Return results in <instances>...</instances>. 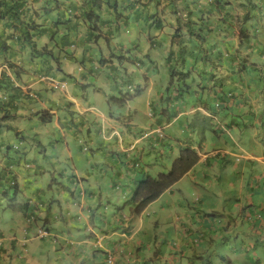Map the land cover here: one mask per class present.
<instances>
[{
	"label": "crops",
	"instance_id": "1",
	"mask_svg": "<svg viewBox=\"0 0 264 264\" xmlns=\"http://www.w3.org/2000/svg\"><path fill=\"white\" fill-rule=\"evenodd\" d=\"M159 17L164 23V27L158 30L159 33L153 29H150L148 33L136 27L131 29L133 26H125L120 22L118 23L120 35H108V42L88 40L86 30L82 28L81 33L77 35L76 41L72 44L73 46L69 48L74 54V61L60 59V62L57 63L53 60L56 67L52 62H47L48 66L38 65L34 59L29 58L31 57L30 51L28 49L22 50L21 47H17L15 51L6 52L7 56H11L12 62H14L13 67H8L4 61L0 60V78L3 75L8 76L13 87H17L16 90L8 89L7 92L17 95L20 93L22 99L33 98L32 93H35L33 89L40 88V83H43L45 90H54L48 86V79L63 82L65 87L64 89L60 88V90L64 91V97L67 99V112L72 115L76 113L81 115L78 120L82 121V125L84 122H91L93 127L97 128V132L99 129L103 133L107 132L104 138L109 145L112 162L106 164L97 160L95 163L86 164H92V168L98 166V169H94L93 174L84 167L80 169L72 164L71 173L74 176L72 178L67 174L65 179L68 181L69 187L62 185L54 178L53 183L59 184L61 190L56 196L45 195L43 189H37L35 193H32L33 196L27 199V202L17 201L16 194L19 191L17 179L20 174L14 172L16 186L14 187L15 200L12 204L13 217H19V212L24 218L22 232L26 242L28 234L31 232L34 237L40 226L46 229L48 233L52 232L53 229L50 238L52 243L55 246L60 244L62 253H69L61 262L54 264H111L109 260L107 261L109 257L113 259L112 264H138L139 261H145L144 264H198L197 261L201 260L203 256L207 257L208 255L209 258L212 255L211 251H217L216 257L218 259L211 262L212 264H222L220 260L223 261V259L226 260V264H264V134L259 130L263 122L261 117L264 116V56L258 54L260 53L258 48L248 51L243 47L241 48L236 36H228L223 39V42H221V38L216 39L217 45L221 46L223 55V62L218 60V64H223L224 67L213 72L219 75L218 79H220L219 77L221 79L216 81L215 85L212 84L213 82H208V89L201 90L200 88L194 97L187 99L166 98L165 96L171 97L172 95L169 91L167 95L156 91V97L159 101L166 99V103L162 104L160 108H157L151 95L152 92L154 93L153 86L155 85V81L151 78L153 74L151 75L149 72V78H147L146 74L143 73L145 67L138 68L139 75L134 79L140 84L145 82L144 87H140L142 90L138 95L141 96V92L145 91L149 85V98H146V102L150 109L146 107L149 112L145 115L146 119L149 117V121L142 123V125H138L134 120L119 121L115 124L114 119L107 118L105 114L93 110L91 106H85L84 102L79 99V95H83V93L78 89L73 92L65 91V79L57 78V74L53 73V69H55L57 73L62 72L63 77L73 78V66L80 65L78 74H81V70H85V72L82 74V78L78 76L73 83L76 87H83L82 91H85L87 89L85 88L87 86L85 79L88 77L86 74L95 75L96 79L99 80V73L105 68L118 70L115 61L118 56L124 57L125 62L133 61L144 66L147 62L144 51L147 50L151 65L159 57L165 61V57L172 48L173 27L171 23L174 16L168 10H163L161 5L159 6ZM260 23L262 27H258L257 36L261 43L264 38V19ZM3 30L4 25L0 23V31ZM8 31L5 30L6 33ZM153 36L155 38H153L152 46L153 39L150 41L149 37ZM156 40L160 43L157 44ZM38 41L46 43L48 39L42 37ZM128 45L134 46L128 48ZM127 48L128 51L134 49L131 55H137L140 52V59L125 56L124 50ZM237 48H239L241 55L247 52L250 55V60L257 62L260 73L256 77H249L252 73L250 71H238L234 65L236 61L233 62V65L229 64L227 58H230ZM238 55L240 54L236 56ZM27 59L29 60L26 62ZM261 64L263 67H260ZM79 79L83 83L79 82ZM114 79L115 76L110 78L106 75V83L113 85L116 93L122 91L120 85L121 88L126 87L127 91L129 87H132L133 92L134 89L139 88V86L134 85V79L132 80L125 72H122L116 80L120 85L114 83ZM196 84L197 82L194 83V85ZM99 85V82L98 85L95 84L96 90L102 88ZM230 92L232 95L229 94ZM122 93L123 91L120 92V95ZM4 97L7 96L0 93V98L3 99ZM22 99L18 100L15 117L0 121L1 166L11 163H6L3 160L4 156L7 160L9 158V151L7 150L9 145L3 142V138L11 134L8 130L13 128L18 138L24 130L21 125H12L11 120L21 117V119L39 117V112L42 109L49 110L47 112L50 116L56 112L54 108L46 106V104L52 103V100L40 102V109H35L24 106ZM127 99L125 98V103H127ZM193 104H195L194 107H191L190 105ZM121 105L123 104L121 103ZM91 110H93L95 118L101 119L100 122H97V119L93 120L94 117H90L92 119L90 122L85 121L83 116ZM10 113L13 114V111ZM109 117L115 116L110 115ZM133 117L137 116L134 115ZM246 117L253 118L252 128L245 123ZM192 118H194L193 122ZM75 119L77 118L71 117V121L69 122V119L67 122L73 123L74 127ZM50 120L53 119L50 118ZM187 120L190 122L187 123ZM239 122H242V129L237 128ZM247 127L250 130H245ZM214 128L224 132L221 141H217L219 136ZM233 130H238V134L235 133L236 136L233 134ZM210 131L211 133L208 135ZM198 136L203 137L197 146ZM160 140L162 149L157 150L155 145ZM184 147L194 149L199 160L185 176L151 203L160 202L163 198L171 203L165 206L160 217H155L156 220L170 222L171 229H169L167 237H152L151 230H149L152 224L144 219L143 213L146 209L141 214H134L130 204L122 203V201L124 202L123 196L130 195L132 187L138 179L149 174V166L141 164V153H147L149 150V157L154 162L163 164L161 161L166 156H170L172 160ZM5 148L6 152H4ZM99 149L100 146H97V151ZM97 151L91 149L92 158L95 157ZM133 151L138 154L137 157L132 154ZM159 152L163 153L164 157L157 161L156 154ZM67 154L70 155V149L67 150ZM23 156L24 160L27 161L26 152L23 153ZM236 158H239L242 164L236 163L239 161H236ZM139 159V166H136L135 164L138 163ZM250 164L252 166H249ZM26 166L30 167L29 164ZM219 166L227 174L237 176L235 179L237 180V191L242 193L245 187L247 192L251 189V194L247 196L248 198L246 197L247 201L254 203L257 200L260 203L258 213L255 216L256 221L246 224L247 221L243 220L241 223L239 219L244 212L243 209L239 208L235 212L220 213V217H218L220 222H217V219L215 221L213 214L204 213L201 215L200 213L199 216L197 208L213 205L209 188L213 183V177H216L214 172ZM161 167L167 169V164ZM53 169L54 171L58 169L56 164ZM152 171L157 173L156 170L152 169ZM249 172H254L257 178H252V182L243 188L245 174H249ZM58 174L62 177L63 172ZM248 179L250 178L248 177ZM254 182L256 183L254 184ZM183 183L185 185H182ZM121 186L126 187L118 193L119 205L113 204L111 208H108L112 203L110 201H107V205H103L102 200L108 199L109 189L118 190ZM66 191L70 192L71 195L64 194ZM256 194L259 195L258 199L255 198ZM7 195V192L0 193V196L7 197ZM55 205L57 206L55 207ZM161 207L163 208V205ZM73 209L77 212L74 213ZM85 209L91 215L96 213L99 215L96 214L94 220L84 224L83 213ZM30 212L37 214V221L34 225H27L25 222V218ZM73 218L76 220L74 225ZM233 226L234 231L232 230ZM11 231V235L8 237H5L0 231V258H2L3 264H14V260L10 257L4 258L5 255L14 251L18 244L17 231ZM49 235L51 234L49 233ZM175 236L177 239L174 238ZM162 241L165 243L163 249L152 250L149 247L151 243L158 246ZM30 244L38 247L41 242L33 238ZM223 253L226 254L225 258L222 256Z\"/></svg>",
	"mask_w": 264,
	"mask_h": 264
},
{
	"label": "trees",
	"instance_id": "2",
	"mask_svg": "<svg viewBox=\"0 0 264 264\" xmlns=\"http://www.w3.org/2000/svg\"><path fill=\"white\" fill-rule=\"evenodd\" d=\"M161 5L163 10H168L174 16L171 23L172 48L165 57L168 74L166 92L172 95L169 97L166 94V98L194 97L200 88H209L208 82L215 85L221 79L213 72L224 67L218 64V60L223 62L221 46L216 43L218 38L223 42L228 36H236L241 48L247 51L258 48V54L264 56V38L260 43L257 36L258 27H262L260 22L264 19V0H0V23L4 25V30L0 31V60L8 67H13L14 62L6 52L21 47L22 50L30 51L31 59L46 55L57 63L60 59L74 61V54L69 48L73 46L82 28L86 30V38L93 42H108V35H120V22L125 26H133L131 29L136 27L147 33L153 29L159 33L158 30L164 27L159 17ZM5 30L9 31L6 33ZM42 37H47L48 41L39 42ZM153 38L149 37L150 41ZM153 42L154 39L152 46ZM156 43L160 42L156 40ZM244 53L241 55L237 48L227 58L229 64L233 65L236 61L234 65L238 71H250L252 73L249 77H256L260 73L257 62L251 61L250 55ZM8 89L14 91L17 87H13L11 79L3 75L0 78V93L7 97L0 98V121L15 117L18 100L22 99L20 93L11 94L7 92ZM129 91H133V88L129 87ZM140 91V88H136L133 93L138 95ZM229 94L232 95V92ZM45 113L48 118L42 119L43 122L51 118L47 111ZM156 144L157 150L162 149L161 140ZM12 148L17 150L18 146L13 145ZM146 154H149V150ZM163 157L161 152L156 154L158 159ZM198 160L199 156L194 149H180L178 157L172 160L166 173L159 172L154 177L146 174L139 178L131 194L123 196L124 203L133 207L134 214H141L163 192L185 176ZM139 161L136 166H139ZM3 166H0V180L15 187L11 164ZM31 216L33 219L28 225H34L37 221L35 212L28 213L25 219Z\"/></svg>",
	"mask_w": 264,
	"mask_h": 264
},
{
	"label": "rangeland",
	"instance_id": "3",
	"mask_svg": "<svg viewBox=\"0 0 264 264\" xmlns=\"http://www.w3.org/2000/svg\"><path fill=\"white\" fill-rule=\"evenodd\" d=\"M127 35V34H126ZM134 45H128L129 47H133ZM128 48L125 49V56H131L132 59H140V52L137 55H131L134 49H130L128 51ZM144 54H147L149 57L148 51H144ZM121 55V54H120ZM145 56V61L148 60V57ZM29 59L26 60V62ZM36 63L41 65L48 66L47 62H52L55 66V63L50 56H46L42 58V56H39V58L34 59ZM116 67L118 70L111 69V68H105L103 71L99 73L100 79L97 80L95 75L89 76V74H86L88 77L85 79L87 88L85 91H82L84 89L83 87H76L73 83V81L76 80V78H82V74L85 72V70H81V74H78L79 66L80 65H74L73 67V78L69 77H63L62 72H58L57 70L53 69V73L57 74V78H63L65 79L66 83V89L65 91L73 92L75 89L81 91L83 95H79V99H81L85 106H91V108L95 111L101 112L106 115L107 118H112L115 120V124L119 121H135L138 125H142L144 122L149 121V117L146 119V114L149 112L146 110V107H148L146 98H149V85L148 88L145 91L141 92V96L139 95H133V91H127V88H121V85L119 82H117V78L119 75L122 74V72H125L128 76L131 77L133 80L136 76L139 75V70L141 67L144 68V72L146 74V77L149 78V72L152 75L151 78L153 81H155V85L153 86L154 93L152 92V98L155 100L153 102L156 103L157 108H160L162 104L166 103V99L164 98L163 101H159V99L156 97V91L162 92V94H167L166 92V85L168 82V74L165 67V61L163 58L159 57L156 59V61L152 64L154 66H150L149 64L146 65H139L137 63H134L133 61L125 62V58L118 56L116 59ZM149 63V62H148ZM56 67V66H55ZM260 67H263V64L260 65ZM127 68V69H125ZM106 75L112 78V76H115V79L113 80L114 83H118L120 86V89L123 91V93L120 95L119 91L116 93V89L113 85L106 83ZM125 78V77H124ZM123 78V79H124ZM144 80L143 78H141ZM125 80V79H124ZM145 81V80H144ZM60 82V81H59ZM79 82L83 83L82 80L79 79ZM98 82L102 86L100 90L95 89V84L98 85ZM144 83L140 84L139 81L134 79V85L137 87H144ZM40 88H34L33 90L35 93H32L33 98H23L21 101L24 104V106H29L35 109H40V102H47L48 99L52 100V103L46 104L47 107L54 108L56 110L53 115H51L52 121L49 120L47 122H43L42 119L48 118V115L45 113L46 109L40 110L39 117H31V118H18L16 120H11L12 125L16 126H23L22 128V135L18 138L13 131V128L9 129L8 131L11 133L9 136H6L3 138L4 144H8L9 148L7 149L9 151V158L7 160L6 156H4V161L11 162L12 168L15 173L20 174L18 176V185H19V191L16 194V200L19 202L26 201L30 198L32 193H35L37 189H43L45 191V195H57L58 192H60V186L59 184L53 183L54 178L59 183L68 186V181L65 180L67 177V174H69V177L73 178V173H71L72 164L77 166L78 168L82 169L83 167L87 169V171L91 172L93 174L95 171L94 169H98V166L86 165L89 163H95L97 160L103 161L106 164H110L112 162V156H110L109 153V145L106 142V139L104 138V135H107V132L101 131L99 129V132H97V128L93 127L92 119L90 117H94L93 120L97 119V122H100V118L96 117L93 113V110L88 111L83 116L85 121L90 123H85L82 125V121L78 120L81 115H78L77 113L72 115L69 112H67V99L64 97V91L60 90V88H56L54 90L47 89L43 87V83H40ZM99 85V86H100ZM40 89V90H39ZM64 89V88H61ZM135 90V89H134ZM142 90V89H141ZM152 91V90H151ZM130 94H132L130 96ZM124 97L128 98L127 103H125L123 100ZM166 97V96H165ZM108 102V103H107ZM121 103L123 105H121ZM131 108V110H129ZM150 109V108H149ZM159 110V109H158ZM110 115H113L115 117H109ZM137 117H133V116ZM71 117H76L77 119L74 120L75 126L73 127V123H68L71 121ZM262 118V127H259L260 132L264 134V116ZM260 118V119H261ZM51 121V122H50ZM194 121V118H192V122ZM246 121L245 123L252 128L253 124V118L252 117H246L244 119ZM187 123L190 121L187 120ZM229 124L228 122H225ZM83 126V127H82ZM216 126V125H215ZM242 122H239V126L237 128L242 129ZM214 130L217 131V134L219 138L217 141H221L222 134L224 132L218 131V128H214ZM245 130H250L248 127L245 128ZM214 131V132H216ZM211 131L208 133L210 135ZM238 134V130H233V134ZM230 135H232L230 133ZM225 136V135H224ZM236 136V135H235ZM203 137V136H202ZM202 137L198 136L197 139V146L200 143ZM245 141V139H243ZM11 142V143H9ZM41 143V145H40ZM247 143V142H246ZM13 145L18 146L17 150H14L12 148ZM251 146L250 144H247ZM97 146H100L99 151H97ZM145 146V145H144ZM70 149V155L67 154V150ZM91 149L94 151H97L95 154V157L92 158ZM6 152V148L4 150ZM26 152L27 158L25 161L23 153ZM135 157H137L138 154H135V151L133 153ZM141 164H146L149 166V174L151 176H156L159 172L166 173L168 169L171 167L172 160L169 157H165L163 161H161L163 164L159 162H154L150 157L149 154L141 153ZM178 157V155L176 156ZM175 157V158H176ZM1 158V157H0ZM3 158V157H2ZM87 158L89 159L87 161ZM174 158V159H175ZM159 159L157 158V161ZM239 158H236V161H238ZM58 161V162H57ZM238 164H242V162L239 160L236 162ZM26 164H29L30 167H27ZM57 165V170L54 171L53 166ZM167 164V169L164 167H161L162 165ZM1 166V165H0ZM249 166H252L250 164ZM42 168V169H40ZM92 168V169H91ZM153 170H156L157 173H154ZM40 172H37V171ZM65 170V171H62ZM247 171V169H246ZM59 172H63L62 177L58 174ZM195 172V170H194ZM216 177H213V183L210 186V197L212 199L213 205L210 207L200 206L197 208L199 216L200 213L203 215L204 213H209L215 215V221L217 219V222H220L221 220L218 218L220 217L219 214H225L227 211H236L237 208L243 209V216L239 219V221L242 223V221H247L246 224L252 223L255 220V216L258 213L259 210V202L256 200L254 203L247 201V196L251 194L250 190L247 192L246 187L248 186L249 182H252V178L256 177L254 172H249V174H245L246 178L244 181L243 188L245 187V190L241 193V191H237L236 185H237V178L236 175H229L227 174L223 168L220 166L216 169L214 172ZM248 177L250 179H248ZM257 178V177H256ZM258 181V180H257ZM256 182H254L255 184ZM182 185H185L184 183ZM50 187H52L50 189ZM126 186L119 187L118 190H113L112 188L109 189V196L108 199L102 200L103 205H107V201L112 202L110 207L113 206V204L118 203V199L120 198L118 196V193L125 189ZM133 188V187H132ZM3 191H7L8 195L6 196H0V231L5 235V237H8L11 235V230L17 231V239L18 244L15 247V250L12 251L9 255H5L4 258L10 257L12 260H14V264H54L56 262H61L69 253H62V248L60 244H57L55 246L52 243V240L50 239L52 237V232L50 231L47 235H45V238H39L38 230L35 232V236L33 237L31 232L28 234L27 242L25 240V235H23V229H24V218H22L21 213L18 212L19 217L15 218L13 217L14 210L12 209V204L14 203L13 200H15V188L9 186V184L5 180H0V193ZM132 191V190H131ZM64 193V192H63ZM64 194H67L68 196L71 195L70 192L66 191ZM247 197V198H246ZM256 199L259 198V195L256 194ZM237 202V203H236ZM124 204V202L122 201ZM171 204L166 200V198H163L162 201L156 202L155 204L149 205L146 210L144 211V219L149 221L152 224V227L149 229L151 230V236H157L159 238H162L164 236L167 237V233L169 229H171L170 222H164L163 220H156L155 217H160L163 214V211L165 209V206H168ZM163 205V208L161 207ZM205 205V204H204ZM57 205H55L56 207ZM95 206H97V203H95ZM102 210V209H101ZM128 211V209H127ZM73 212L76 213L77 210L73 209ZM99 215V213H96ZM95 215H91L90 213H87V210H84L83 213V222L86 224L87 222H91L95 219ZM147 215V216H146ZM246 216V217H245ZM109 218H111V215H109ZM224 218V217H222ZM163 219V218H161ZM26 222V221H25ZM76 220L73 218V225L75 224ZM40 223V221H39ZM82 223V222H81ZM189 224V222H187ZM260 223V222H259ZM27 224V223H26ZM35 224V223H34ZM53 226V225H52ZM54 227V226H53ZM42 228V226H40ZM196 229V228H195ZM232 230L234 231V226L232 227ZM163 232V235H162ZM221 234L223 232L220 231ZM35 238L38 242H41V244L36 247V245H31V239ZM175 239L176 236L174 237ZM25 240V241H24ZM65 240L67 238L65 237ZM29 245V247H28ZM152 248V250L155 249H163L165 247L164 241L160 243V245L155 246L153 243L149 246ZM211 254L208 258L206 256H203L201 260H198V264H212L211 262L217 261V251H211ZM264 255V253H263ZM222 256L225 258L226 254H222ZM68 259V258H67ZM66 259V260H67ZM225 262V263H224ZM108 263V262H107ZM113 263V259H111V262ZM145 261H139L138 264H144ZM220 263L226 264V260L223 259V261L220 260ZM0 264H3L2 258H0Z\"/></svg>",
	"mask_w": 264,
	"mask_h": 264
},
{
	"label": "built area",
	"instance_id": "4",
	"mask_svg": "<svg viewBox=\"0 0 264 264\" xmlns=\"http://www.w3.org/2000/svg\"><path fill=\"white\" fill-rule=\"evenodd\" d=\"M1 75V74H0ZM49 83H48V86L52 89H56V88H64L65 87V84H63V82H58V81H55V80H52V79H48ZM33 219V217H28L26 219V223L29 224V222ZM38 234L37 236L39 237H44L45 235L48 234V231L46 229H39L38 230ZM109 262H111V258L109 257Z\"/></svg>",
	"mask_w": 264,
	"mask_h": 264
},
{
	"label": "clouds",
	"instance_id": "5",
	"mask_svg": "<svg viewBox=\"0 0 264 264\" xmlns=\"http://www.w3.org/2000/svg\"><path fill=\"white\" fill-rule=\"evenodd\" d=\"M25 221H26V219H25ZM28 225V224H27ZM40 229H44V228H40ZM107 261H108V259H107Z\"/></svg>",
	"mask_w": 264,
	"mask_h": 264
}]
</instances>
